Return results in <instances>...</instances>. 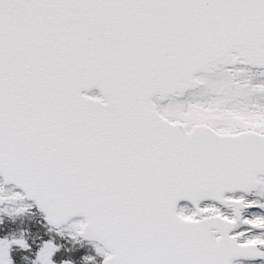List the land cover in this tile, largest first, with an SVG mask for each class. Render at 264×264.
I'll list each match as a JSON object with an SVG mask.
<instances>
[{
  "label": "snow or ice",
  "instance_id": "1",
  "mask_svg": "<svg viewBox=\"0 0 264 264\" xmlns=\"http://www.w3.org/2000/svg\"><path fill=\"white\" fill-rule=\"evenodd\" d=\"M253 70L264 0H0V264H264Z\"/></svg>",
  "mask_w": 264,
  "mask_h": 264
},
{
  "label": "trees",
  "instance_id": "2",
  "mask_svg": "<svg viewBox=\"0 0 264 264\" xmlns=\"http://www.w3.org/2000/svg\"><path fill=\"white\" fill-rule=\"evenodd\" d=\"M27 218H17L14 227L16 229V235L23 236L26 238H30L36 233L40 227H41V220L40 217L37 216L35 213L30 214L26 216ZM27 219V220H26ZM79 242L75 240H71L64 237V240L61 241L64 243L65 249L73 250L72 253H69L77 262L78 264H82L83 260H81V257L83 256H89L92 254V247L89 243H85L83 241L78 240Z\"/></svg>",
  "mask_w": 264,
  "mask_h": 264
},
{
  "label": "rangeland",
  "instance_id": "3",
  "mask_svg": "<svg viewBox=\"0 0 264 264\" xmlns=\"http://www.w3.org/2000/svg\"><path fill=\"white\" fill-rule=\"evenodd\" d=\"M260 77L261 76H259V79H260ZM262 79H264V78H262ZM92 94H97V93L93 92ZM261 103H264V101H261ZM22 206H24V202H16V203L10 204L7 206V213L0 211V216H3V218L6 220V223L8 222L7 220H9L11 222H14V221L16 222V219L20 218V217L15 215V209L20 208ZM65 234L69 235L72 238V236L70 235V229H68L67 227H65ZM94 253H96V252H94ZM89 256H91V255H89ZM92 257L94 258L95 254H93ZM81 260H82V257H81ZM82 264H85V262L83 261Z\"/></svg>",
  "mask_w": 264,
  "mask_h": 264
},
{
  "label": "flooded vegetation",
  "instance_id": "4",
  "mask_svg": "<svg viewBox=\"0 0 264 264\" xmlns=\"http://www.w3.org/2000/svg\"><path fill=\"white\" fill-rule=\"evenodd\" d=\"M259 74L264 75V71L253 70V71L250 73V78H256V79H259V78H258V75H259Z\"/></svg>",
  "mask_w": 264,
  "mask_h": 264
},
{
  "label": "water",
  "instance_id": "5",
  "mask_svg": "<svg viewBox=\"0 0 264 264\" xmlns=\"http://www.w3.org/2000/svg\"><path fill=\"white\" fill-rule=\"evenodd\" d=\"M95 90V89H94ZM98 90V89H97ZM93 91V90H92ZM84 218V217H83Z\"/></svg>",
  "mask_w": 264,
  "mask_h": 264
}]
</instances>
